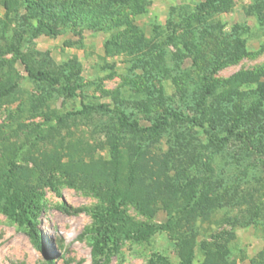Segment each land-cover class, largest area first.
I'll use <instances>...</instances> for the list:
<instances>
[{
    "label": "rangeland",
    "instance_id": "obj_1",
    "mask_svg": "<svg viewBox=\"0 0 264 264\" xmlns=\"http://www.w3.org/2000/svg\"><path fill=\"white\" fill-rule=\"evenodd\" d=\"M25 1L0 0V48L22 55L0 56V135L51 123L42 151L63 144L111 175L123 160L142 190L167 173L176 195L209 162L213 190L195 223L148 240L127 234L171 214L128 201L120 248L102 255L108 199L54 171L38 189L40 244L0 211V264H181L190 252L193 264H264V104L257 85L227 83L264 72V0ZM22 58L57 81L30 78Z\"/></svg>",
    "mask_w": 264,
    "mask_h": 264
},
{
    "label": "trees",
    "instance_id": "obj_2",
    "mask_svg": "<svg viewBox=\"0 0 264 264\" xmlns=\"http://www.w3.org/2000/svg\"><path fill=\"white\" fill-rule=\"evenodd\" d=\"M116 1V0H114ZM130 0H117L116 2ZM29 7L38 6L34 0H26ZM52 5L51 3L49 4ZM245 39H237L234 58L245 53ZM15 53L22 57L19 47L10 44L0 48V56ZM22 63L28 76L36 80L53 79L51 74L42 70L34 71L22 58ZM264 72L257 74L240 73L227 81L229 85L255 84L257 92L264 104ZM53 81H57L53 79ZM211 89L207 88L208 94ZM68 114L58 117V124L65 121ZM131 128H138L137 123H124ZM56 125L51 123H38L19 126L9 133L0 135V211L27 228L40 244L39 231H36V221L41 210L38 198V189L53 186L51 174L60 171L75 184L81 183L83 187L93 193L108 199L109 207L103 213L95 214L98 223L95 231V253L113 254L120 248L121 235L119 225L124 221L122 207L128 201H134L139 210L150 214L159 206L171 214L168 222L162 226L148 225L136 228L127 234L135 240H148L159 232L172 231L175 228L191 226L200 217L202 204L212 192V168L210 163L204 164V175L188 186L183 195H176L169 191V176L162 175L151 182L143 190L138 188L137 176L133 167L125 172L126 164L118 160L116 171L111 175L99 162H84L70 153L69 147L63 144L56 145L51 152L42 151L40 142L44 141L50 130H55ZM162 124L154 126V130L161 129ZM153 129V128H152ZM63 147V148H62ZM62 148V149H61ZM184 197V198H183ZM209 254L204 264L223 261ZM213 257V258H211ZM193 264L192 252L185 256L183 263Z\"/></svg>",
    "mask_w": 264,
    "mask_h": 264
}]
</instances>
